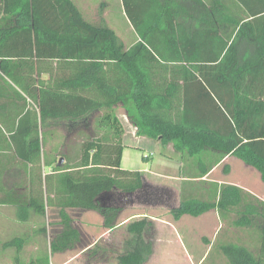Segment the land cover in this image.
<instances>
[{"label": "trees", "instance_id": "trees-1", "mask_svg": "<svg viewBox=\"0 0 264 264\" xmlns=\"http://www.w3.org/2000/svg\"><path fill=\"white\" fill-rule=\"evenodd\" d=\"M122 3L138 37L127 48L110 27L87 21L72 0H0V71L26 95V106L21 104L8 131L30 168L26 206L18 199L9 203L20 213L23 205L39 214L60 208L63 228L50 238L51 252L72 249L80 240L66 208L95 211L112 229L121 207L102 202L106 195L136 193L162 202L161 189L145 185L140 171L121 168L118 105L138 135L172 144L181 156V173L196 175L187 177H205L231 154L255 168L264 182V0ZM95 114L97 128H109L110 137L88 135L70 162L47 160L44 146L53 132L44 127L78 124ZM42 165H51L47 173ZM199 182L205 181H183L179 204L169 210L172 217L216 209L222 221L249 230L245 237L257 250L236 232L219 246L227 264H264V201L223 183L215 184L212 199L193 196L189 185L197 184L196 191ZM149 224L146 218L128 224L133 238L119 263L148 259L152 244L143 232ZM22 243L17 238L4 245L19 251Z\"/></svg>", "mask_w": 264, "mask_h": 264}, {"label": "crops", "instance_id": "crops-1", "mask_svg": "<svg viewBox=\"0 0 264 264\" xmlns=\"http://www.w3.org/2000/svg\"><path fill=\"white\" fill-rule=\"evenodd\" d=\"M72 1L87 21L94 22L96 25L108 26L106 22L110 21L106 18L107 12H105V16H101L95 21V19L92 20L86 16V12L80 6L83 3L86 9L90 8L91 12L99 15L100 11L94 10L92 6L94 2L98 3L97 0ZM119 3L124 9L122 0H119ZM100 6L101 8L105 7L106 3L102 2ZM126 17L127 22H130L127 15ZM133 33L134 38L130 40V45L138 39L134 29ZM116 36L118 37V35ZM120 42L123 41L120 40ZM130 45L123 47L127 48ZM17 93L24 99H21ZM21 104L26 106L25 93L0 71V109L7 108L4 114L0 113V198H5V203H0V264H121L118 257L123 254L126 243L133 238V234L128 230V224L142 218H146L150 222L143 232V239L152 244V253L142 264H227L219 246L232 241L231 236L236 232H243L244 244L251 245L249 248L251 247L250 249L257 252L255 243H249V238L245 237V233L249 230L231 226V222L227 220L222 221L216 209H210L199 216L184 214L177 220L172 217L169 210L178 206L184 180L205 181L198 183L200 189L196 191L193 190V187H196L197 184L189 185L193 196L203 195L205 198L212 199L211 193L215 184L219 186L223 183L238 186L264 201V182L261 180L260 173L230 154L216 164L205 177L201 179L187 177L196 175L181 173V156L173 149L172 144L162 145L157 139L138 135L136 127L129 121L121 105H118L114 107V113L122 126L121 168L140 171L145 185L161 189L162 202L159 199L154 201L146 198L140 199L136 193L129 197L123 196V198L106 195L103 199L101 198L102 202L121 207L118 214L119 222L112 229L103 226V218L95 211L66 208L63 211L70 218L73 227L77 229L80 240L72 249L48 253L50 250L49 236L57 235L63 228L61 210L53 205L46 207L43 214H39L31 207L28 210H26L27 207L25 208L30 187V168L17 155L8 131L9 128L12 129V124L18 120ZM117 108L123 111L120 110L117 113ZM95 116L80 120L77 122L78 124L60 121L59 123L66 128V140L58 149H55L56 147H53L51 142L45 144L44 149L49 155L47 160L51 161L53 156H56L62 164L75 159L80 143L74 141L77 137L75 132L77 126H81L80 130H77L81 133H86L85 131L92 128L94 132L91 134L87 132L89 135L102 136L105 139L110 137L109 128L98 129L95 126L97 123V118L93 119ZM219 119L222 120V118ZM124 123H129V125ZM53 127V125L46 126L42 130L50 129L49 132L52 131L54 134L55 128ZM57 132L61 134L58 130ZM49 138L51 137L48 136L47 140ZM148 151L151 152L148 153ZM62 153L65 154V157L62 156ZM144 156L145 158H143ZM50 166L42 165V172L47 173ZM194 168L189 166V172H193ZM34 187L40 194L39 180L35 181ZM15 199L25 203L21 213L17 205L9 203ZM135 207L159 208L163 211L157 213H150L146 210L130 211ZM48 214L51 217L50 221ZM42 228L46 231L44 232ZM216 237L218 241L213 247ZM17 238L23 241L19 251L12 245H4ZM54 253L55 255H53Z\"/></svg>", "mask_w": 264, "mask_h": 264}, {"label": "rangeland", "instance_id": "rangeland-1", "mask_svg": "<svg viewBox=\"0 0 264 264\" xmlns=\"http://www.w3.org/2000/svg\"><path fill=\"white\" fill-rule=\"evenodd\" d=\"M97 1H98V3L94 2L92 6L94 7V10L98 9V12L100 11L99 15L96 14L95 12H91L90 8L86 9L85 4H83V3L80 4L82 10L84 12H86V16H88L89 18H92V20L95 19V21H97L99 17L105 16V12H107L106 18L110 21V22H106L108 27H110L112 30H114L115 34L118 35L119 41L120 40L123 41L122 44L124 43L123 44L124 47L130 45L129 44L130 40H132L134 38L133 26L130 22H127L126 12L122 8V4L119 3V0H97ZM102 2H105L106 6L101 8L100 3H102ZM93 13H94V15H93ZM97 15H98V17H97ZM92 23H94V22H92ZM120 110H121V112L123 111L122 109L117 108L116 109L117 113ZM95 115L96 116L93 119L97 118V114H95ZM124 124L129 125V123H124ZM52 125L54 126L53 128H55V132H54L52 138H49V140L47 142H51L53 147H59L62 143H65V140H66L65 130H66V128L61 123H54V124H51V126ZM56 126L58 127L57 129H56ZM95 126L97 127V123ZM80 128H81V126H77V129L75 130L77 137L74 141L76 143H78L82 140H85L87 138V136L89 134H91V132L92 133L94 132V129L89 128L87 131L84 130L86 133H83V132L81 133V132L77 131V130H80ZM57 130L59 132H61V134L58 133ZM77 132H79L78 135H77ZM87 132H90V133L88 134ZM49 137H51V136L49 135ZM150 152L151 151H148V153H150ZM138 210H141V211L146 210L150 213H157V212L163 211V209H159V208L150 209L149 207L148 208L147 207H138V208L135 207V209L133 208L130 211H138ZM48 215H49L48 217H49V221H50V219H51L50 214H48ZM49 237L51 238V235ZM48 253L51 254V251L48 250ZM53 255H55V253Z\"/></svg>", "mask_w": 264, "mask_h": 264}]
</instances>
